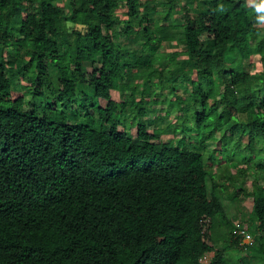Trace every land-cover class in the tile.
Wrapping results in <instances>:
<instances>
[{
  "label": "trees",
  "instance_id": "trees-1",
  "mask_svg": "<svg viewBox=\"0 0 264 264\" xmlns=\"http://www.w3.org/2000/svg\"><path fill=\"white\" fill-rule=\"evenodd\" d=\"M63 1L0 0V264H264L259 0ZM155 102L179 113L151 132Z\"/></svg>",
  "mask_w": 264,
  "mask_h": 264
},
{
  "label": "rangeland",
  "instance_id": "rangeland-1",
  "mask_svg": "<svg viewBox=\"0 0 264 264\" xmlns=\"http://www.w3.org/2000/svg\"><path fill=\"white\" fill-rule=\"evenodd\" d=\"M254 1L256 0H249V2L253 3ZM63 4L65 5V8H66V11L68 13H70L71 11V0H64L63 1ZM180 4L181 6H187L189 8L190 11H195L197 10V4L195 1L193 0H181L180 1ZM163 10L164 8L162 6H159L157 7L153 12H154V20H159L163 17ZM125 11L124 8H121L119 10V14H123V12ZM174 18H180L179 14H176ZM72 27H77L76 25H71ZM262 29H264V25H261ZM118 40L119 41H126V43L128 44L129 47L137 50L138 52L142 50V40H143V37H140V38H135V37H126L124 35L118 37ZM183 47V43L179 42L177 45L172 43V44H163L161 45L160 47V50L165 52V53H170V52H173L175 50H181V48ZM10 52V51H9ZM182 59V58H181ZM251 62H254L255 63V66L254 67H251V70L252 71H256V70H262L263 69V66H262V62L260 61L259 57L258 56H254L252 57L251 59ZM250 64H248V67H249ZM134 80V79H132ZM182 88L179 90V93L180 94H185V93H188L189 91H186L185 92V89L184 88H188V86H185V85H182L181 86ZM184 87V88H183ZM190 87V86H189ZM172 89L171 88H163V92H169L170 95L169 97H173L174 94L172 93ZM126 92H128L127 90H125L124 92H118V91H112V96L113 98H115L116 100H121L122 98H124V94H126ZM155 97V95H153ZM153 96H150V98H152ZM162 97L164 96H160L159 98L161 99ZM107 103V100L106 99H97L96 100V106H100V105H103L105 106ZM161 104L155 102L154 105H152L149 110H148V113L145 115V119H148V120H151L153 121L155 117L157 116H163L166 114V111L164 109H161L162 106H160ZM179 112L177 110H175L174 112H172L170 114V117H165L162 121L161 120H158V121H153V123L151 122L150 126H149V131H153L155 127H160V126H166L167 124H169L170 122H176V115L178 114ZM130 112H126V115L129 116ZM125 128L124 124H119V129L120 130H123ZM137 125L134 124V125H131L130 127V132L134 135L137 134ZM171 130V129H170ZM168 131L167 133H164L161 135V139H172L175 137V134L171 131ZM180 135L184 136L183 133H180ZM209 144L210 146L214 147V144H213V141H209ZM208 153V152H207ZM207 156V155H206ZM217 163V162H215ZM210 168H212L213 170H217L218 168V164H212L210 166ZM253 178H254V175L251 174V176L248 178L247 182L245 183V185L251 190L252 189V181H253ZM243 197V196H242ZM225 202H226V209H227V212L229 214V216H232V217H235V220H237L239 222V225H241V227L243 226V228H246V226L244 225H247V222L246 221H243V218H245L247 220V218L249 217L250 215V212L253 208V201L252 199L250 198H246V199H243V200H239V201H233L230 199V197L227 195L225 197ZM248 226V225H247ZM228 252V251H227ZM231 252H233L231 250ZM230 252V253H231ZM239 255L243 256L245 254V252H239L238 253ZM238 254L236 253V255L234 254V257H237ZM214 256H215V252L214 251H207L205 252L201 257H200V261H201V264H210L212 262V260L214 259ZM228 257H230V255H228ZM231 260V259H230ZM237 259L235 258V260L233 261L234 264L236 263ZM256 261H258L256 258L254 259H251L250 260V263L251 264H259V263H256ZM244 261L242 260H239V262L237 264H243ZM233 264V263H231Z\"/></svg>",
  "mask_w": 264,
  "mask_h": 264
},
{
  "label": "clouds",
  "instance_id": "clouds-1",
  "mask_svg": "<svg viewBox=\"0 0 264 264\" xmlns=\"http://www.w3.org/2000/svg\"><path fill=\"white\" fill-rule=\"evenodd\" d=\"M220 7L223 8L224 5L221 4ZM255 9L258 13L256 17L257 22L264 25V0H259L258 3H255Z\"/></svg>",
  "mask_w": 264,
  "mask_h": 264
},
{
  "label": "built area",
  "instance_id": "built-area-1",
  "mask_svg": "<svg viewBox=\"0 0 264 264\" xmlns=\"http://www.w3.org/2000/svg\"><path fill=\"white\" fill-rule=\"evenodd\" d=\"M240 233L243 234V239H242L243 243H254L255 242L254 235L247 228H242L240 230Z\"/></svg>",
  "mask_w": 264,
  "mask_h": 264
}]
</instances>
